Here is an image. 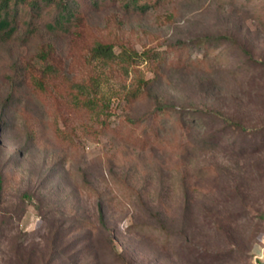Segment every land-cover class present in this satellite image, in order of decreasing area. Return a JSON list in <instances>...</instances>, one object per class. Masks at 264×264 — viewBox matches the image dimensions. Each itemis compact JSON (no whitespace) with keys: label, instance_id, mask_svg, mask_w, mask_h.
Segmentation results:
<instances>
[{"label":"rangeland","instance_id":"1","mask_svg":"<svg viewBox=\"0 0 264 264\" xmlns=\"http://www.w3.org/2000/svg\"><path fill=\"white\" fill-rule=\"evenodd\" d=\"M56 51L40 81L0 75V264H253L264 0L117 4Z\"/></svg>","mask_w":264,"mask_h":264},{"label":"trees","instance_id":"2","mask_svg":"<svg viewBox=\"0 0 264 264\" xmlns=\"http://www.w3.org/2000/svg\"><path fill=\"white\" fill-rule=\"evenodd\" d=\"M163 1L0 0V75L9 77L12 88L17 89L28 75L40 81L38 72L56 74L60 70L57 47L66 40L81 37L86 21L93 12L118 4L125 12L142 14ZM212 40L221 42V38L205 39L204 42L210 44ZM93 51L98 56H116L112 45L101 42L94 46ZM122 57L126 60L130 55L126 52ZM139 86L144 87L143 84ZM165 111V104H156L155 115H163ZM225 119L228 121V118ZM238 125L248 129L242 124ZM2 189L3 177L0 173V196Z\"/></svg>","mask_w":264,"mask_h":264},{"label":"crops","instance_id":"3","mask_svg":"<svg viewBox=\"0 0 264 264\" xmlns=\"http://www.w3.org/2000/svg\"><path fill=\"white\" fill-rule=\"evenodd\" d=\"M253 264H264V245L255 249Z\"/></svg>","mask_w":264,"mask_h":264}]
</instances>
